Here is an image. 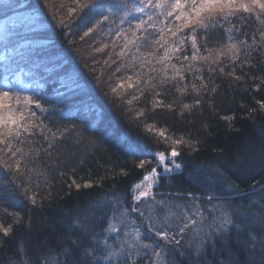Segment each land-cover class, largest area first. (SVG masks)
Instances as JSON below:
<instances>
[{
  "label": "trees",
  "instance_id": "16d2710c",
  "mask_svg": "<svg viewBox=\"0 0 264 264\" xmlns=\"http://www.w3.org/2000/svg\"><path fill=\"white\" fill-rule=\"evenodd\" d=\"M132 3L139 6L138 0H129ZM69 4L72 0H48V7L45 0H0V90L20 96L32 93L45 109L42 112L30 105V111L36 112L37 127L24 134L32 142H26L24 147L26 151L33 150L28 167L34 171L21 175L20 180L31 188L29 195L36 194L35 206L16 186L13 174L0 165V179L9 181L8 185H0V223L5 227L13 225L8 236L0 232V264H51L52 258L56 264H96L83 255L84 250L105 247L97 241L104 239L105 229L121 207L130 206L132 184L149 164L144 168L138 165L152 161L149 151L170 153L173 147L180 153L175 160L182 167L162 177L159 190L202 201L216 197L233 222L226 231L205 240L195 256L181 258L172 254L174 247L157 238V245L169 251L165 253L168 263L264 264V110L257 103L264 102V49L257 51V45L242 49L249 53L251 66L244 63L243 55L239 57L235 75L243 77L241 80L218 71L209 74L204 62L193 63L201 69L197 75L202 74L209 89L215 87L216 91L201 90L200 105L190 111L183 110V104H194L197 97L190 90L191 83L199 85L200 81H193L192 73L185 72L182 85L189 86L187 96L180 97L175 82L160 85L157 79V87L134 102V111L127 113L119 99L113 102L110 88L121 80L126 85L128 76H133L134 81L136 71L144 72L147 79V67L140 69L138 63L129 67L135 52L131 47L124 66L116 70L121 64L116 53L124 44L123 36L117 38L116 33L123 31L131 39L129 28L136 20L130 18L121 24L122 10L114 7L115 16L81 39L84 31L100 20L102 10L68 19ZM151 12L147 10V14ZM139 16L131 13V17ZM219 26L223 28L208 29L212 55L224 43L221 39L229 33L225 29H231L237 44L242 40L252 44L255 24L233 18ZM104 45L107 47L103 52L95 51ZM150 50L141 47V52ZM189 50L186 44L182 54L187 55ZM157 52L162 54L158 47ZM201 54L209 53L201 48ZM229 61L230 58L225 63ZM172 62L178 66L181 63L175 57ZM101 72L97 80L95 74ZM168 74H173L171 69ZM70 79L77 85H71ZM34 83L41 87H33ZM257 84L261 86L257 88ZM142 87L128 89L126 99L137 95ZM156 93L165 105L175 102L176 107L151 110ZM142 108L146 114L137 123L133 117ZM98 113L102 117L98 118ZM145 123L166 129V135L174 139L183 137L185 143H165L163 138L145 132ZM70 124L77 125L76 131L63 136L52 138L47 131ZM76 184L81 187L77 189ZM8 213H19L21 222L14 224L16 217ZM77 219L82 226L73 223ZM115 234L107 236L108 243L117 249L116 241H112L117 238ZM146 257L145 253L138 255L129 264H140ZM123 259L113 258L107 264H121Z\"/></svg>",
  "mask_w": 264,
  "mask_h": 264
},
{
  "label": "snow or ice",
  "instance_id": "6c2138e0",
  "mask_svg": "<svg viewBox=\"0 0 264 264\" xmlns=\"http://www.w3.org/2000/svg\"><path fill=\"white\" fill-rule=\"evenodd\" d=\"M74 4V6H73ZM105 4L108 5L105 8ZM139 6L136 3L129 4V0H72V4H69L67 8L66 18L71 19L73 16L80 17L89 11L95 9H101L102 14L100 20H97L92 27H89L84 31L81 39L88 36L93 32V29L100 24L102 21H108L110 17L116 15L113 11L114 7L121 9V24L127 22L130 18L135 19L134 25H130L129 31L132 34L130 39L123 31L117 32L116 37L120 38L123 36L124 44L120 48V51L116 53V56L121 61L120 67L116 70L120 71L124 66L123 61L128 55V49L134 48L135 52L132 53V64L129 67L139 64L140 69L148 68L147 79H144L145 73L142 71H136L133 76H128V83L121 80L116 87L110 88V94L115 99L121 101V108H124L125 112L131 113L134 111V102L141 101V98L146 92L152 91L157 87L155 82L159 79V84L175 82L176 91L183 98L189 93L188 84H183L185 80V72L192 73L193 81L199 80V85L195 82L191 83V92L196 94L194 104H183V110H191L195 106H199L201 100L199 98L201 90L215 92V87L209 89V82L204 80L202 74L197 75L201 72V69L197 67L192 61L204 62L207 65L209 74L219 72V74L226 75L229 77L234 76L236 80H241L243 77L235 75L236 64L239 62V57L243 55L245 57L244 63L251 66V61L248 59L249 53L247 51L242 52V49L252 48L253 45L259 46L257 51L264 49V0H138ZM45 6L48 7V0H45ZM147 10H152L151 14H147ZM139 13V18L131 17V13ZM146 16V19H145ZM233 18H238L241 21L250 22L255 24L256 27L252 29V44H248L247 40H242L239 44L233 42L231 35L228 36V43L222 44L215 50V58L212 56V49L208 48V43L211 36L208 32L209 27L212 29L216 28L219 23L223 25L225 22H230ZM61 27L64 26L63 19L60 21ZM148 29H153V33H149ZM187 30V31H185ZM204 32L202 37L204 44L198 46V39L200 38V32ZM231 29H225V32H230ZM240 31V29H235ZM154 35V39H150V36ZM247 35V33L245 34ZM191 41L192 55L189 58L187 55H183V46L188 41ZM146 46L150 48V51L141 52V47ZM95 49L96 52H103L104 48ZM113 48L116 44L113 43ZM157 47L162 50V54H158ZM201 48H203L208 55L201 54ZM173 57L181 61L179 66L173 63ZM228 58L230 61L225 63ZM183 62H188L187 65ZM107 63V61H105ZM116 63V61H113ZM158 65V67H157ZM151 66V67H149ZM231 68V71H227V68ZM168 69L172 70V75L169 76ZM195 69V71H194ZM160 73L161 76L157 77L155 74ZM103 73L95 74L96 79L99 80ZM264 83V81H262ZM143 85L140 92L137 95L131 96L126 99L128 89H133L137 86ZM261 85L257 84L259 88ZM123 89L124 91H118ZM107 94V93H106ZM159 93L153 97L152 109L155 110L159 107H167L172 110L176 107V103L164 104L163 101L157 99ZM15 101V103H12ZM261 110H264V102L257 101ZM35 105L36 108L42 112L45 111L42 102L36 97L23 96L19 93L11 92L10 90H0V165H3L10 173H12V180L15 182L18 188L22 189V194L28 199L34 206L37 204L36 194L29 195L31 188L20 180V176L25 173L31 174L34 169L28 167L30 160V152L33 150H25V143L31 144L32 142L24 136L25 133H31L32 129L37 127L35 124L36 112L30 111L29 106ZM127 105V107H125ZM19 106V108H17ZM252 111L251 109L249 110ZM146 114L145 109H140L135 112L133 119L139 123L141 118ZM102 113H98L97 116L102 117ZM42 125V122H41ZM77 125L70 124L65 125L63 128L57 127L55 131L47 129L51 132L52 138H56L58 135L63 136L69 132H75ZM144 130L147 133L155 134L157 137L163 138V142L167 143L171 140L173 145L184 144V138L174 139L166 135V129H157L154 124H144ZM45 140H49L47 136ZM160 142V141H158ZM190 143V142H189ZM49 147H52L51 141H49ZM134 150V149H133ZM155 157V163L161 167L164 172H170L174 169L182 167L181 164L176 163L175 158L180 155L176 148L173 147L170 154L166 156L165 152L153 153ZM146 163H152L151 161H141L138 167L144 168ZM171 165V167H170ZM158 176L157 167H152L151 171L143 176L140 183L135 185L136 189L141 187L144 188L140 191L139 196L133 197L134 200H139L141 197H146L152 188L153 183ZM29 175V180H30ZM9 181L0 179V185H8ZM77 189L81 186L75 185ZM88 187L89 185H84ZM211 199V198H210ZM133 211H136L134 208ZM127 213V209L124 213H121L120 223H123V217ZM9 215L15 216L14 224H19L22 217L19 213H8ZM144 214L141 213V216ZM232 219L227 213L221 216L220 228L217 230L218 233L221 230L226 231L227 225L232 224ZM77 226H82L79 219L73 221ZM149 231L155 232V235L168 239V235L165 232H161L156 229L151 220L147 221ZM135 225V221L131 222ZM189 224L194 225L195 221L189 220L187 224L180 228V232L183 233ZM125 227H128L125 224ZM13 225L5 227L0 223V232L4 236H8L12 231ZM116 227L112 222L109 223L108 228L105 229V237L103 240H98L97 243L104 245L102 250H98L97 247L86 248L83 255L90 257L96 264H100V261L107 262L111 261L115 257L123 255V249H128V255L123 259L121 264H129L132 261L133 256L131 249L137 246L145 249L150 248L149 244H144L141 241L140 229L133 227L129 231L124 233L125 240L121 241L120 247L115 249L113 245L108 243L107 233H115ZM255 240V237H252ZM171 242V241H170ZM66 251V250H65ZM100 251L103 254H100ZM158 254V253H157ZM51 264H56L55 259L52 258Z\"/></svg>",
  "mask_w": 264,
  "mask_h": 264
},
{
  "label": "rangeland",
  "instance_id": "374dc122",
  "mask_svg": "<svg viewBox=\"0 0 264 264\" xmlns=\"http://www.w3.org/2000/svg\"><path fill=\"white\" fill-rule=\"evenodd\" d=\"M217 27L220 29L223 28L219 26V23L216 25V28ZM203 34L204 32L201 31L200 36ZM229 35L232 36L231 32H229L223 40L221 39V41H224L222 44L228 43ZM232 38L233 42L237 43L234 36H232ZM219 43L220 42H218L217 45H219ZM187 45L190 49V52L187 54V56L191 58L192 48L190 40L188 41ZM200 45L202 44L199 38L198 46ZM212 56L214 57L215 53H213ZM192 63L196 64L197 62L192 61ZM68 81L71 85H77V83H75L72 79ZM5 84L7 83L5 82ZM33 87H37L39 89L41 84L35 85L34 83ZM31 94L24 96L33 97ZM12 103H15V101H12ZM149 153L152 157V161H149L152 163H148L149 165H147L148 167L142 174L141 178L132 184L130 192V206L121 207V209L116 214L115 220L112 222L117 229L115 233L120 231L119 234L112 233L117 236V238L113 239L112 241L114 243L116 241L118 249L120 247L121 241L125 240L124 233L133 227L139 228L142 243L149 244L151 247L148 249L139 246L132 248L131 252L133 259L137 258L138 255H143L145 253L148 255V257H146L145 260H143L140 264H169L168 258L165 257L167 249L164 247L165 250H162L161 247L157 245L159 242L157 240L162 237H158L155 235V232L149 231L147 221L151 220L157 230L165 232L168 235V239L162 238L164 240L162 243L168 245L169 247H174L175 251L170 250L172 251L170 253L175 255L178 254V256L181 258L187 254H192L195 256L197 253H199V251H201L205 240L218 232L217 230L220 228L219 226L221 216L226 213L222 208L223 203L216 197H211L213 201L208 202V199H210L209 197L202 201L197 197L181 196L177 194L173 195L170 192L159 190V187L162 186V177L176 172L180 168L166 173L155 163V157L153 153L157 152L149 151ZM165 154L167 156L170 153ZM152 167H157L158 176L152 185L149 195L146 197H141L139 200H134L133 197L139 196L140 191L144 190L143 187L136 189L134 186L141 182L143 176L150 172ZM134 208L136 211H133ZM125 209H127V213H125L123 217L124 222L120 223L121 213H124ZM141 213L144 215L141 216ZM189 220L195 221V224H189L187 229L181 233L180 228L187 224ZM132 221H135V225L131 224ZM125 224H127L128 227H125ZM115 235L114 238L116 237ZM168 252L169 251L167 250V254ZM127 255L128 249L124 248L123 255L115 257L114 260L116 261L118 258L123 259Z\"/></svg>",
  "mask_w": 264,
  "mask_h": 264
}]
</instances>
